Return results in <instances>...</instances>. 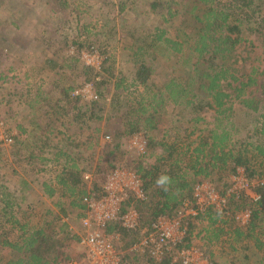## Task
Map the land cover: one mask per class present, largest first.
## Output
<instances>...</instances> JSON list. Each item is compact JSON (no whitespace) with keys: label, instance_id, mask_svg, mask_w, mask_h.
<instances>
[{"label":"trees","instance_id":"trees-1","mask_svg":"<svg viewBox=\"0 0 264 264\" xmlns=\"http://www.w3.org/2000/svg\"><path fill=\"white\" fill-rule=\"evenodd\" d=\"M58 1L60 9L68 6L67 0ZM114 3L108 2L118 14L125 11L133 14L130 26L125 19L121 20L132 42L128 49L135 68L133 80L127 84L125 78L113 77L114 62L111 54L106 56L108 46L98 48L95 46L98 42L91 39L98 35L93 32L96 27L78 24L75 37L68 38L75 55H66L62 60L64 63L68 60L73 69L79 64L82 49L99 50L102 57L99 75L94 67L81 63L80 71L76 68L78 72H72V77L63 76L52 90L42 89V84L36 86L34 99L27 106L31 113L38 114L35 120L41 124L34 125L33 118L28 119L27 127L17 124L19 136L11 139V150L5 158L11 175L19 177L21 190L30 191V184L36 182L49 200L54 199L53 206L58 212L45 208L27 214L22 220L18 216L22 203L17 198V189L14 191L8 183L1 184L0 264H58L69 259L66 243L77 244L78 238L64 219L77 210L78 220L84 209L83 197L98 192L97 182L92 181L89 188L83 176L99 171L82 161L101 145L112 148L107 152L110 157L119 148H126L124 142L130 137L143 136L145 154L140 155L135 169L146 193L144 202L134 204L140 228H149L159 217H172L182 201L191 198L198 182L226 185L238 168L244 169L250 180H264V172L254 167L256 160L264 163V69L259 72L252 67L249 73L241 72L236 56L244 37L259 35L264 44V0H115ZM76 18L80 19L78 15ZM110 32L112 29L107 32L108 38ZM62 54L60 51L55 61ZM165 65L169 72L164 76ZM53 66L56 68L57 64ZM101 74L108 77L99 78ZM157 76L161 82L155 90L151 80ZM112 78L116 79L114 92L107 102ZM81 79L83 82H79ZM6 80L1 73L0 81L6 85ZM88 83L95 88V99L82 104L81 97L74 92ZM253 86L254 91H249ZM133 87L137 88L130 91ZM53 90L59 91L55 102L50 95ZM29 94V91L22 93L19 98ZM121 104L127 105V113L119 119L117 127L108 128L112 138L98 126H92L103 120L105 105L112 109L120 108ZM205 112L210 113V120ZM236 114H243L249 121L256 140L249 133L243 138L234 137L239 136ZM41 116L49 117L44 125ZM164 117L170 118L171 127L168 124L161 128ZM184 123L192 127L184 128ZM106 136L111 142L104 140L105 144H101ZM143 157L154 161L146 163ZM108 166L114 165L110 162ZM44 173L50 176L43 177ZM212 174L217 179L209 180ZM255 191L260 195L256 201L232 197L227 203L229 213L245 208L250 211L246 226L240 227L232 219L224 220L210 209L196 218L211 229L205 232H212L205 239L200 238L206 250L200 249L211 264L207 251L211 242L220 240L223 228L231 229L229 238L236 242L259 228V221L264 222V182L255 186ZM127 206L129 203L124 204L121 213ZM192 224L190 220L187 235L176 249H190L194 237ZM107 233H120L125 249L141 236L117 224L109 226ZM262 245L256 240L254 246ZM127 258L128 262L137 263L144 259L136 254ZM170 259L165 257L160 263L145 260L147 264H179L171 263Z\"/></svg>","mask_w":264,"mask_h":264},{"label":"rangeland","instance_id":"rangeland-1","mask_svg":"<svg viewBox=\"0 0 264 264\" xmlns=\"http://www.w3.org/2000/svg\"><path fill=\"white\" fill-rule=\"evenodd\" d=\"M67 1L68 6H63L60 9L58 0H0V74L2 73L7 77L6 85L5 82L0 81V185L8 183L11 189L14 191L17 189V198L22 203V210L18 216L22 220L27 214L41 211L45 208H51L55 213L58 212V209L53 206L54 199L49 200L38 189L36 182L30 184V191L25 192L21 190V186L18 184L19 177L11 175L9 166L5 163L7 151L11 150V139L14 136H19L17 124H22V126L27 127L29 118H33L34 125L41 124L40 121L35 120L38 114L29 111L27 102L34 99L36 86L42 84V89L47 87L52 90V86L58 80L62 79L63 76L72 77V72H78L76 68L80 71L82 68L81 63L91 65L95 68L94 70L98 75L100 73L99 66L102 57L99 50L92 49V52H90L91 49H82L79 58L80 65L78 64L76 68H73L74 70L71 69V63L68 60L66 63L63 61L66 55H75L73 47H69V39L75 37L74 32L77 29V25L90 24L96 27L93 32H97L98 35L91 37V39L98 42L95 45L98 48L100 45L105 46L106 44L108 46L109 51H107L106 56L109 54L112 56L114 62L112 66L113 77H117V80L125 78L127 84L134 77L135 68L130 60V51L128 49L132 42L127 36V33H125L121 21L125 19L124 22L130 26V23L133 22V14L126 11L118 14L117 10L108 4V2H112L114 5L115 0ZM77 15L80 17L79 20L76 18ZM103 25L106 26L105 30H103ZM110 29H112V32L109 33L110 38H108L107 32ZM244 40L237 47L236 56L239 59L237 67L241 72L244 71L245 73H249L252 67H257L260 72L264 69L263 39L259 35H250L244 37ZM60 51L63 54L59 56V60L55 61L56 55ZM53 62L57 64L56 68L54 67L55 65L53 66ZM63 67L65 68L63 69ZM163 67L165 68V76L169 70L167 69V65ZM103 76L104 78L108 77L107 74H101L99 78H103ZM114 81L116 79L112 78L109 84V91L106 95L107 102L113 96ZM151 82L153 89L157 90L161 82L160 76L153 77ZM29 84L34 85L29 88ZM135 88L137 87L131 88L130 91H133ZM254 89L253 86L249 88V91H254ZM28 91L30 94L27 97L19 98V95L22 93L26 94ZM94 91L95 88L88 83L77 89L74 95H79L81 97L80 103L86 104L89 100L94 99L92 97L94 96ZM58 92L53 90L52 94L50 93L51 97L54 98L53 102L56 101ZM132 96H135V94ZM126 106L125 104H121L120 108L117 106L111 109V107L105 105V110L102 113L103 120L92 126H98L102 132L110 134L108 133V128L113 129L119 125V119L122 120V115L127 113ZM204 114L210 120V113L205 112ZM48 118L43 116L39 117L43 122L42 125L48 122ZM234 121L239 129V136L235 135L234 137L243 138L248 133L255 136L252 125L249 124V121L243 114H236ZM168 124L169 126L171 124L170 118L167 119L164 117L161 128L164 129ZM184 125V128L192 127L188 123H184ZM172 127H175V124ZM137 136L139 140L143 139L141 134H137ZM110 137L112 138L111 134ZM104 140L103 138L101 144H105ZM254 140H256V136ZM134 141L130 137L124 142L126 148H119L118 152L113 153L110 157L107 155V152L112 150V148L106 149L101 145L96 148L95 152L91 153L92 156L82 161L83 164L91 165L93 169H96L94 171L100 172L89 173L92 176V181L97 182L98 187L102 184L106 175L117 166L133 170L137 168V161L140 158V154L137 152V139L135 143ZM109 142L111 141L109 140ZM144 160L146 163L154 161L153 158L148 157L144 158ZM110 162L114 165L112 168L108 166ZM254 163L256 165L254 167L258 171L264 172V163H259L258 160L254 161ZM104 169L105 171L102 172ZM39 175L42 176L43 174L41 173ZM45 176L48 178L50 175L44 173L43 177ZM215 179H217V175L215 174H212L209 178V180ZM88 186L91 188V184ZM76 214L77 210H72L68 215V222L73 228H77L78 224V221L75 219ZM192 226L191 230L194 233V237H192L191 242H194V244H199V241L203 243L200 238L204 237L202 232L208 229L206 223L202 220H193ZM258 226L259 228H256L252 234L242 236L244 239L241 238L239 241H228L230 236L227 235L224 236L223 241L215 240L211 242L210 251H215L218 261H226L229 259V255L233 253L231 249L234 245V248L238 249L231 257L234 264H264V254L261 253L263 251L256 252L254 246L256 240L259 242L264 241V222L259 221ZM228 230L229 228H223L222 232L229 234L230 230ZM210 233H208V236ZM243 233L248 234L249 232L243 231ZM66 245L68 246V250L66 249V251L69 252V258L78 254L79 248L75 242H67ZM199 246L203 247L201 244ZM129 262L130 264H147L145 259L138 260V263L137 261Z\"/></svg>","mask_w":264,"mask_h":264},{"label":"built area","instance_id":"built-area-1","mask_svg":"<svg viewBox=\"0 0 264 264\" xmlns=\"http://www.w3.org/2000/svg\"><path fill=\"white\" fill-rule=\"evenodd\" d=\"M92 97L95 99V95ZM136 136L132 139H137V152L143 155L145 142ZM105 140L109 141L110 138L106 136ZM83 179L90 185L92 176L85 173ZM228 182L226 185L198 182L191 198L184 199L172 217H159L149 228H140L139 214L134 204L146 200L144 183L135 170L117 166L106 175L97 193L83 197L82 216L77 220V228L71 226L78 238L79 252L58 264H130L127 256L131 254L153 263H160L165 257H170L171 263L211 264L194 244L190 249L179 250L175 247L185 239L189 221L197 220L209 209L221 214L224 220L232 219L240 227L248 224L250 211L245 208L231 211V214L227 211V203L232 197L258 200L260 195L255 191V186L264 180H250L244 169L238 168ZM127 203L128 209L121 213ZM64 220L68 221V218ZM115 224L125 230L138 232L140 239L128 248H123L120 233H107V228Z\"/></svg>","mask_w":264,"mask_h":264},{"label":"crops","instance_id":"crops-1","mask_svg":"<svg viewBox=\"0 0 264 264\" xmlns=\"http://www.w3.org/2000/svg\"><path fill=\"white\" fill-rule=\"evenodd\" d=\"M206 223V222H205ZM227 229V228H226ZM231 230V229H230ZM229 231V230H228ZM203 233V235H204V239L206 238V235L208 236V233H207V231L205 232V230L202 232ZM192 234H194L193 232H192ZM227 235H229L230 236V234H224V233H222L220 236H219V238H220V240L218 239V241H223V238H224V236H227ZM233 239V238H232ZM207 240V239H206ZM228 241H231L230 239L228 240ZM232 242V241H231ZM263 245H262V247H255V250H256V252H260V251H263V252H261V253H263L264 254V241H262L261 242ZM192 244H194V242H192ZM199 244H201V245H204V242L203 243H201L200 241H199ZM194 245H196V246H198L199 248H201L202 246H199L198 244H194ZM254 247V246H253ZM204 250H206L205 249V247L203 246L202 247ZM202 250V249H201ZM238 249L237 248H234V245L232 246V249H231V251L233 252L232 254H234V253H236V251H237ZM225 251H226V249H225ZM207 252H209V254H210V258H211V260L213 261V264H219V262L220 261H218L217 259H216V255H215V251L213 252V250H208ZM232 254L231 255H229L230 257H229V259L228 260H224V261H221L220 262V264H234V261L231 259V257H232ZM249 255V254H248Z\"/></svg>","mask_w":264,"mask_h":264},{"label":"clouds","instance_id":"clouds-1","mask_svg":"<svg viewBox=\"0 0 264 264\" xmlns=\"http://www.w3.org/2000/svg\"><path fill=\"white\" fill-rule=\"evenodd\" d=\"M161 182H163V181H161Z\"/></svg>","mask_w":264,"mask_h":264}]
</instances>
